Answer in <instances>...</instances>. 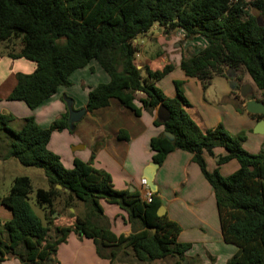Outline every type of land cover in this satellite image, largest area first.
Listing matches in <instances>:
<instances>
[{
  "label": "trees",
  "instance_id": "16d2710c",
  "mask_svg": "<svg viewBox=\"0 0 264 264\" xmlns=\"http://www.w3.org/2000/svg\"><path fill=\"white\" fill-rule=\"evenodd\" d=\"M251 11L264 18V0H0L4 56L35 64L30 78L19 75L23 81L9 100L34 110L59 88L69 86L73 72L96 62L109 81L88 91L86 112L104 108L114 98L138 114L132 91L143 94L145 107L152 112L163 103L170 113L165 131L174 139L170 142L163 135L151 139L153 163L161 165L175 150L190 153L212 189L222 240L236 248L226 264H264V149L248 153L243 136L231 137L221 127L201 132L183 110L181 83H174L176 97L168 100L147 82L162 78L169 67L150 72L137 70L134 64L135 39L145 37L154 26L179 30L186 40L201 37L208 44L196 55L182 58L180 69L186 77L196 78L206 88L212 78H226L227 69L243 71L256 88L257 94L250 98L264 105V20L258 26V16ZM255 117L264 119V114ZM67 119L65 112L42 129L28 117L14 130L10 126L15 119L0 114V148L6 149V158L42 170L47 184V189L33 192L28 177H16L0 198V205L12 215L1 224L0 263L14 257L21 264H59L54 260L57 246L71 232L91 240L98 255L103 257L101 253L107 251L112 264H121L126 250L138 264L169 258L181 263L190 245L177 242L176 223L157 216L160 202L155 194L150 203L142 202L137 192L115 190L104 171L78 160L65 169L48 150L51 134L69 129ZM217 149H223L224 155L216 166L237 163L235 172L226 177L217 169L209 172L204 161V155L213 156ZM32 193L41 220L28 203ZM100 201L116 205L129 223L137 222L141 229L116 236L101 228L95 222L102 215ZM76 202L83 205L86 217H75L71 227H55L50 217L56 203L67 210Z\"/></svg>",
  "mask_w": 264,
  "mask_h": 264
},
{
  "label": "crops",
  "instance_id": "0c3cea01",
  "mask_svg": "<svg viewBox=\"0 0 264 264\" xmlns=\"http://www.w3.org/2000/svg\"><path fill=\"white\" fill-rule=\"evenodd\" d=\"M133 42L137 48L136 69L161 72L169 67L162 78L157 81L148 79L147 82L154 84L168 100L176 97L174 83H181V96L186 101L183 110L201 132L206 134L221 127L231 137L243 136V148L248 153L257 154L264 149V130L261 129L264 119L245 111L246 100L241 98L239 92V87L249 86V82L244 79L245 83L234 90L237 86L235 78L232 88L228 77L216 76L203 88L196 78H188L181 71L182 58L188 59L205 48L208 45L205 39L194 37L186 40L179 30L166 31L154 26L145 37ZM149 46L156 47L157 51L154 54L148 51L144 55V49ZM34 70L35 64L24 59L12 60L3 55L0 60V114L11 115L15 119L11 124L15 129L20 126V121L28 117L40 128H48L67 112L64 98L71 100L73 110L85 109L88 91L109 81L107 74L91 62L71 74L69 86L59 88L38 108L30 110L23 102L9 100V96L23 81L19 75L30 78ZM142 78H146L145 72ZM250 88L251 97L255 90ZM131 94L138 114L124 108L113 98L106 107L85 112L72 129L53 132L48 150L59 157L65 169H71L74 160H78L93 169L104 171L110 176L115 190L140 195L144 189L140 180H145L146 187L156 195L163 208L162 216L180 228L177 242L190 245L181 264H226L236 248L222 240L211 187L188 152L175 150L152 170L149 144L151 139L163 135V128L155 124V109L152 112L145 107L143 94L134 91ZM223 155V149L215 150L213 156L204 155L209 172L217 169L220 176H226L237 169L235 161L216 166ZM5 159L6 149L0 148V160ZM150 174L154 192L148 182ZM99 204L102 215L95 222L101 228L116 236H128L141 229L137 222L129 223L125 213L116 205L103 201ZM55 207L56 211L50 217L55 227H71L75 217H86L80 202H76L72 209L63 210L58 203ZM11 216L10 210L0 205V228L2 222L10 220ZM126 251L127 256L121 264H138L131 252ZM107 254V251H103L104 257ZM54 260L59 264H112L97 256L91 240L72 232L57 246ZM0 264L21 263L14 257H7Z\"/></svg>",
  "mask_w": 264,
  "mask_h": 264
},
{
  "label": "rangeland",
  "instance_id": "374dc122",
  "mask_svg": "<svg viewBox=\"0 0 264 264\" xmlns=\"http://www.w3.org/2000/svg\"><path fill=\"white\" fill-rule=\"evenodd\" d=\"M251 14L258 16L257 18H258L260 23L263 22L264 18L259 17V15L256 12L251 11ZM149 47H150V49H149ZM149 47L144 49V52H143L144 55H146L148 51H150L152 54H154L157 51L156 47H151V46H149ZM3 55H4V43H0V60H2ZM92 64L96 65L98 68H100L96 62H92ZM233 74H234L233 80H234V78L235 79L237 78V80L239 81L238 82L239 85L245 83V81H244V79H245L247 82H249V86L252 87L253 90H256L255 86L253 85L252 81L250 80V78L248 77V75L246 73H244L243 71H237V72L234 71ZM246 85H248V84H246ZM254 94H257V92L255 91ZM10 128L16 130L12 125L10 126ZM5 160H7V161H5ZM5 160H0V197H4L7 195L8 190L11 186V183H12L13 179L16 177H28L31 180L33 192L35 191V189H38V188L47 189V184L45 183V178H44V174H43L42 170L34 168V167H23L14 158H6ZM233 172H235V170L228 172L226 176L232 174ZM221 176L226 177V176H223V174H221ZM33 195H34L33 193L30 195L28 203H29L33 213L41 220L43 214L35 206L34 200H33ZM96 254H97V252H96ZM101 254L103 255V253H101ZM97 256L99 258H101V260H105L107 262H110L108 255L105 257L104 256L102 257V256L97 254ZM152 264H181V263H179V262L176 263V260L169 258V259H165L163 261H155Z\"/></svg>",
  "mask_w": 264,
  "mask_h": 264
},
{
  "label": "water",
  "instance_id": "95a60500",
  "mask_svg": "<svg viewBox=\"0 0 264 264\" xmlns=\"http://www.w3.org/2000/svg\"><path fill=\"white\" fill-rule=\"evenodd\" d=\"M259 22V20H257ZM258 26H263L262 23H258ZM137 40V39H136ZM138 68V67H136ZM139 70V69H138ZM226 77L230 79V86L233 88L235 86L234 81H233V70L232 69H227L225 72ZM239 92L241 98H243L245 101V111L250 114V115H257L261 116L264 114V105L261 104L260 102H257L255 100H247L252 91L250 86L248 85H243L239 87ZM64 102L66 105L67 113H68V119H67V125L69 129H72L73 124H75L77 121H79L80 118H82L85 114V109H81L78 111L73 110L72 108V102L71 100L64 98ZM170 113L165 107L163 103H159L158 106L155 108V124L157 126H161L163 128V137L166 138L168 141L172 142L174 137L171 133L165 131L166 123L169 121ZM261 129L264 130V120L261 121ZM152 170L153 168L157 167V164L152 163L151 164ZM152 174H150L148 178L149 186L152 188V191L154 192L155 188L154 185L152 184ZM56 189L62 190L60 186H56ZM68 193L67 191H65ZM163 215V208L159 207L157 210V216H162ZM154 231V230H153ZM25 264V263H24Z\"/></svg>",
  "mask_w": 264,
  "mask_h": 264
},
{
  "label": "built area",
  "instance_id": "2783aa9c",
  "mask_svg": "<svg viewBox=\"0 0 264 264\" xmlns=\"http://www.w3.org/2000/svg\"><path fill=\"white\" fill-rule=\"evenodd\" d=\"M140 182H141V185L144 189L141 192V194L139 195V197H140L142 202H145L148 204L151 202V197H152L153 193H151L150 190L146 187V181L145 180L142 179V180H140Z\"/></svg>",
  "mask_w": 264,
  "mask_h": 264
}]
</instances>
